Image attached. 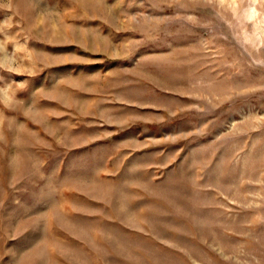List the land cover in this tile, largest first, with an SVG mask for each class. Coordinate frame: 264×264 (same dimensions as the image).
Here are the masks:
<instances>
[{"label":"rangeland","instance_id":"1","mask_svg":"<svg viewBox=\"0 0 264 264\" xmlns=\"http://www.w3.org/2000/svg\"><path fill=\"white\" fill-rule=\"evenodd\" d=\"M0 264H264V0H0Z\"/></svg>","mask_w":264,"mask_h":264}]
</instances>
